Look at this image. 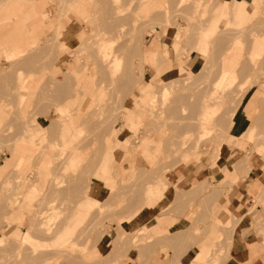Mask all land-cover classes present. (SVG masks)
<instances>
[{"label": "rangeland", "instance_id": "374dc122", "mask_svg": "<svg viewBox=\"0 0 264 264\" xmlns=\"http://www.w3.org/2000/svg\"><path fill=\"white\" fill-rule=\"evenodd\" d=\"M235 1L0 0V264H264V0Z\"/></svg>", "mask_w": 264, "mask_h": 264}, {"label": "crops", "instance_id": "0c3cea01", "mask_svg": "<svg viewBox=\"0 0 264 264\" xmlns=\"http://www.w3.org/2000/svg\"><path fill=\"white\" fill-rule=\"evenodd\" d=\"M235 3L236 4H239V3L240 4H242V3L246 4L247 2L244 1V0H236ZM30 10L32 11V9H30ZM158 50H160V49L156 48V47L152 49V52H153V58L152 59L155 58L156 52ZM261 98H264V83L263 84L254 85L250 89V91H249L248 95L246 96L242 106L240 107L239 114L242 117H244L245 126L247 124V120L249 119V117L251 118L254 113L256 115V112H257V115L259 117L261 115V112H264L262 110L260 111V109H259L260 105L256 104V103H258L259 99H261ZM255 104H256L257 107H255ZM261 104H263V103H261ZM262 117H263L262 118L263 119L262 120V124L264 125V115H262ZM245 126H243V128L240 130V133L245 128ZM263 132H264V129H263ZM250 167L251 168L248 170V172L246 174V180H245L246 182L245 183H250V182L251 183H255V182H257V183H259L261 185H264V168H262V166L260 164L256 163V162H252ZM245 188H246V185H244V186H242L240 188L238 187V193L242 194V196H243L244 192L246 190ZM234 197H236L234 199L240 203L239 197L237 198L236 195ZM98 201H99L98 198H94L93 199V198L90 197V200L88 202H85V204H87V203L88 204H93V203H97ZM231 206H232V208H234L235 212H239L237 209H235L236 205H231ZM238 206H240V204ZM82 212L84 213L86 211H82ZM142 224H144V223L142 222ZM236 233L237 232L234 233L233 240H232L233 248H236V252L235 253L243 251L246 248L244 246L245 242L242 240L241 236L236 234Z\"/></svg>", "mask_w": 264, "mask_h": 264}, {"label": "bare ground", "instance_id": "6f19581e", "mask_svg": "<svg viewBox=\"0 0 264 264\" xmlns=\"http://www.w3.org/2000/svg\"><path fill=\"white\" fill-rule=\"evenodd\" d=\"M20 1V0H19ZM20 3H22V2H20ZM25 3H23L20 7H19V9L20 8H22V6L23 7H25V5H24ZM8 10H13V9H8ZM9 12V11H8ZM241 12H242V9H241ZM11 14V13H10ZM57 27H59L58 25H57ZM59 29V31H61L62 30V28H58ZM53 31V30H52ZM63 31V30H62ZM60 33V32H59ZM62 33V32H61ZM60 33V34H61ZM64 33V32H63ZM54 34V33H53ZM210 34V31L208 30H202L201 32H200V34H199V36L202 38V40H203V43H204V45L205 46H207V44H208V40H207V37H208V35ZM64 37V36H63ZM80 38H81V36H80ZM98 40V39H97ZM62 41V40H61ZM28 43V42H27ZM102 45V43H100V46ZM255 48H257V47H259V42H257V41H255ZM106 45L104 44V47H105ZM103 50V49H102ZM4 51H5V48H4ZM109 53V51H106L105 49L102 51V52H100V55H101V59H102V61H107L106 63H108V59L111 57V55H110V53ZM99 54V53H98ZM146 56V58H148V60H152V58H153V52H152V49L151 50H147L145 53H144ZM166 53H165V51H163V56L165 55ZM254 54H256V55H258V53L256 52V53H254ZM100 55H99V57H100ZM255 56V55H254ZM144 57V56H143ZM110 60V59H109ZM101 61V60H100ZM101 61V62H102ZM150 62V61H149ZM233 62H235V59L234 58H230V59H228V57H226V59H225V61H224V64H223V68H222V71H221V74H220V79L221 80H225L226 78H228V77H230L231 75H233V73H234V71H233V67H234V63ZM82 95V94H81ZM85 95V94H84ZM21 152V151H20ZM24 152V151H23ZM23 154V153H22ZM101 171H102V173H103V171L105 170V166L104 165H101ZM91 216V215H90ZM94 218V217H93ZM89 219H91V218H89ZM93 220V219H92ZM89 222V221H88ZM91 222H93V221H91ZM91 222H90V224H91ZM89 224V223H88ZM85 225V224H84ZM87 226V225H86ZM29 231V230H28ZM28 231H25V232H23V239L24 240H27V239H29V242L30 241H32L34 238H33V236L32 237H30V232H28ZM21 237V238H22ZM31 238V239H30ZM33 238V239H32ZM22 239V241L20 240V243L21 242H26V241H24ZM247 256V254L245 253H240V254H238V255H233V257H232V259H230L231 260V264H236L235 263V261H239V262H242L243 261V259H244V257H246Z\"/></svg>", "mask_w": 264, "mask_h": 264}]
</instances>
